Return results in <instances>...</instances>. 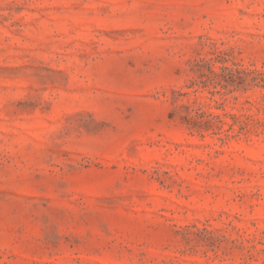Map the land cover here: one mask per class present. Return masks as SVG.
Returning <instances> with one entry per match:
<instances>
[{"label":"rangeland","instance_id":"1","mask_svg":"<svg viewBox=\"0 0 264 264\" xmlns=\"http://www.w3.org/2000/svg\"><path fill=\"white\" fill-rule=\"evenodd\" d=\"M0 264H264V0H0Z\"/></svg>","mask_w":264,"mask_h":264},{"label":"trees","instance_id":"2","mask_svg":"<svg viewBox=\"0 0 264 264\" xmlns=\"http://www.w3.org/2000/svg\"><path fill=\"white\" fill-rule=\"evenodd\" d=\"M227 137H229V135H226Z\"/></svg>","mask_w":264,"mask_h":264}]
</instances>
